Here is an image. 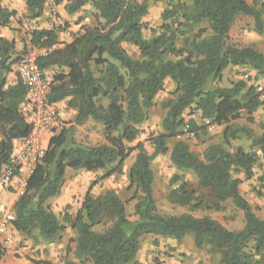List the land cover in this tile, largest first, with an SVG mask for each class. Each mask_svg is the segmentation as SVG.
<instances>
[{
  "label": "trees",
  "instance_id": "1",
  "mask_svg": "<svg viewBox=\"0 0 264 264\" xmlns=\"http://www.w3.org/2000/svg\"><path fill=\"white\" fill-rule=\"evenodd\" d=\"M27 18L42 17L45 0H24ZM159 0H68L64 11L68 15L90 5L96 11L95 25L82 26L72 41L58 47L56 29H36L29 33L30 45L45 50L38 58L42 73L58 68L53 73L48 101L56 104L69 98L68 106L76 110L74 125L91 119L102 126L105 143L83 145L74 138V126H64L49 137L44 156L35 164L25 185V192L15 202V231L30 235L37 230L44 240H53L70 227L75 231L77 260L90 264H135L143 236L181 241L188 235L194 246H205L220 256V264H253L247 251L252 242L256 254L264 258V220L258 219L249 203L241 196V180L234 178L233 170L250 177L256 156L242 147L229 152L227 147L237 140L239 132L252 135L248 130H234L231 123L249 117L262 102L255 87L238 81L229 87L211 88L222 80L229 66L251 64L264 76V54L253 47L239 48L229 43V31L239 15L253 19L256 31L264 30V0L251 5L247 0H192L191 8L179 16L174 28L161 26V32L151 39L143 38L141 19L147 13V3ZM15 11L0 9V25L6 26ZM206 23L198 30V38L188 52L177 46L179 30H193L195 25ZM124 44L135 47L138 58L130 56ZM26 50V47H25ZM25 50L15 51L14 41L0 38V174L9 165L13 154V140L30 132L20 106L25 101V88L19 83L8 84L7 76L15 72ZM169 79L175 88L172 98L162 104L165 116L162 132L150 138L153 153L145 151L142 142L133 148L127 144L138 137V126L147 120L156 96ZM202 119L223 127L222 143L206 149L202 160L184 141H175L168 150V141L175 139L185 127L197 125L185 122L183 114L192 108ZM251 137V136H248ZM253 138V137H252ZM256 142L264 153V132ZM137 151L130 166L128 178L142 197L134 205L136 220L125 213V203L113 191L98 197L86 194L81 208L60 219L50 211L48 200L60 195L66 170L97 173L108 170L105 177L120 174L131 152ZM169 152L171 164L180 171H190L197 186L208 192L213 202L199 196L197 189L181 182L169 193V201L193 209L205 208L224 211L230 201L243 212L245 224L241 230L230 231L210 218L191 215L164 216L157 212L153 197V172L150 163ZM15 174H19L16 172ZM264 188V175L259 177ZM176 179L174 183H177ZM109 222L102 233L93 228ZM5 249L0 243V262ZM33 264H52L43 260Z\"/></svg>",
  "mask_w": 264,
  "mask_h": 264
},
{
  "label": "rangeland",
  "instance_id": "2",
  "mask_svg": "<svg viewBox=\"0 0 264 264\" xmlns=\"http://www.w3.org/2000/svg\"><path fill=\"white\" fill-rule=\"evenodd\" d=\"M61 2L62 0H53ZM249 4L258 5V0H247ZM192 0H159L157 2L149 1L147 3V13L141 19L143 25V38L151 39L161 32V26L168 24L170 28H174L177 22L182 19L175 20L173 14L181 7V11H177L179 16L191 8ZM52 10V9H51ZM84 15L80 19H66L60 13L55 11L52 14L55 23L52 26L59 29L63 35L76 34L82 26H94L96 11L90 5L83 9ZM85 21L83 24L82 22ZM72 24V25H71ZM24 35L29 33L25 26H21ZM74 27L73 31H68V28ZM232 35L229 38V43L239 48L253 47L264 54V30L256 31L254 21L247 16L239 15L231 26ZM206 29V33L202 38L209 35L208 25L201 23L195 25L193 30L187 31L184 27L179 30L177 46L182 51L188 52L192 48L194 41L200 40L198 38V30ZM28 48L27 45H25ZM31 47V46H29ZM25 48V47H24ZM23 48V50H25ZM123 48L127 53L138 58V51L135 47L124 44ZM22 50V49H21ZM49 76V75H48ZM52 77V76H51ZM243 81L247 86H253L256 92L262 94L260 100L262 105L250 117L246 112H243L241 118L233 121L231 127L234 130H248L252 135H246L245 132H239V138L232 141L226 150L232 152L238 147H242L246 151L255 154L256 162L251 168V176L248 178L242 171L233 170L234 178L241 180L239 186L241 196L249 203L253 213L258 219L264 220V188L259 182V177L264 175V153L260 151V147L254 138L259 137L264 132V76L257 74L251 64L235 68L230 66L229 69L223 73L222 80L219 83H214L211 88L215 87H229L232 83ZM174 84L171 80L164 83L163 90L156 96L155 105L150 109L147 120L141 123L138 128V137L132 143L127 144L128 148H133L138 142H142L145 151L150 155L153 152V146L150 143L152 136H157L162 132L161 123L165 116V110L161 105L172 98L171 93L174 91ZM193 107L186 110L183 117L186 121L193 120L190 118L195 113ZM196 123V121H194ZM197 124V123H196ZM198 124L193 130L195 137L191 139H184L190 150L195 153L202 160L205 157L206 149L211 145H220L222 143L223 127H219L215 132L209 133L203 125L202 118L198 119ZM95 129V138L93 141L89 139V135L84 139L87 145H99L105 143L102 130ZM251 136V137H248ZM81 137V136H78ZM253 137V138H252ZM175 141H180L177 138L168 141V150L171 149ZM82 143V142H81ZM238 146V147H237ZM137 151L131 152L128 159L124 163L123 170L120 174H113L105 177L108 170L94 173H86L81 171H71L65 174L63 187H66L67 194H73L72 201L62 207L53 206L47 203L50 211L53 212L60 219L64 214L74 215L82 205V202L87 193L91 197H98L108 191H113L125 203V213L129 220L134 221V205L141 200V193L134 184H131L128 178L129 169L134 162ZM127 166V167H126ZM153 172V197L156 204L157 212L164 216H180L191 215L195 218H210L219 223L221 226L230 231H238L244 227L245 220L243 212L233 206L230 201L224 204V211H215L213 209L190 207H183L173 204L169 201V193L173 188L177 187L181 182L190 184L194 189H197L207 202L211 205L213 200L208 195V192L201 190L197 186L196 176L190 171H180L176 169L169 160V152L164 155L156 157L150 163ZM177 183H174L175 180ZM1 198L7 206L11 207L14 212V204L19 199L15 196V191L10 189L8 192H2ZM109 222L97 225L93 230L97 233H102L109 226ZM75 231L70 227L60 235V237L53 240H44L39 236L37 230H34L30 235H25L16 231L15 239L11 243H4L0 238V243L5 251L9 249L11 253L8 255L16 259L25 258L30 261L42 260V258H50L52 264H90L81 260H77L75 253ZM8 246V247H7ZM11 246V247H10ZM28 248V253H23L22 250ZM253 256V264H264V258L255 253L254 245L251 242L247 250ZM46 261V260H45ZM135 264H220V256L209 250L208 246L202 249H197L194 246L191 235L186 236L181 241L172 239H165L146 235L141 238L140 248L136 258Z\"/></svg>",
  "mask_w": 264,
  "mask_h": 264
},
{
  "label": "built area",
  "instance_id": "3",
  "mask_svg": "<svg viewBox=\"0 0 264 264\" xmlns=\"http://www.w3.org/2000/svg\"><path fill=\"white\" fill-rule=\"evenodd\" d=\"M44 54L43 49L28 47L15 68L16 82H19L26 91L20 113L30 127V132L23 138L13 140L11 162L0 174V238L4 243H11L15 239L16 231L13 227L15 214L11 207L4 203L1 193L13 189L16 197L24 194L28 177L35 164L45 154L46 149L42 145L43 135L51 137L65 126L55 104L48 101L51 78L42 73L38 66V58ZM203 125L209 133L215 132L218 128L208 119L204 120ZM194 137V131L187 127L176 136L180 141ZM16 172L19 174H15Z\"/></svg>",
  "mask_w": 264,
  "mask_h": 264
},
{
  "label": "crops",
  "instance_id": "4",
  "mask_svg": "<svg viewBox=\"0 0 264 264\" xmlns=\"http://www.w3.org/2000/svg\"><path fill=\"white\" fill-rule=\"evenodd\" d=\"M68 0H62L61 2H55L53 0H45V5H44V12L41 18L36 19V20H30L29 18H27V12H26V5H25V1L24 0H0V9L1 8H5L11 11H15L16 15L15 17H11L7 23L6 26H1L0 25V38H4V39H8L9 41H14L15 44V51L16 52H20L21 49L23 50L24 47H26L25 45H27L28 47L31 46L30 45V36L29 33L32 32L33 30L36 29H52L54 28L52 26V23H55V20L52 17V14H55V11L60 13L61 16L63 18L68 19H80V17H83L84 12L83 9L75 14L72 15H68L66 14V12L64 11V7L67 4ZM52 9V10H51ZM85 21L82 22V24ZM72 25V24H71ZM21 26H25L26 30L29 31V33L27 35H24V31L22 29ZM232 28V27H231ZM230 28L229 31V38H231V33L232 30ZM55 29V28H54ZM56 37H57V43L59 44L58 47H61V45L63 43H69L72 41L73 38V34H68V35H63L61 34L59 31V29H56ZM74 27L72 28H68V31H73ZM25 49V48H24ZM230 67V66H229ZM229 67H227L225 70L229 69ZM237 68V67H235ZM225 70L223 73H225ZM59 69L58 68H54V69H50V70H45L44 74L46 76L49 75L50 78H52L51 76L53 75V73L58 72ZM223 76V74H222ZM7 81L8 84L13 85L16 82V75L15 72L12 74H9L7 76ZM166 81H169V79H167ZM165 81V82H166ZM70 99H64L58 103L55 104L60 119L64 122L66 127L69 126H74V138L78 143H81L83 145H87L85 143V138L89 135V139H86V141L91 140L93 141L95 138V129H93V127H96L97 130L101 131L102 130V126L98 123L93 122L91 119H87L85 120L81 125H74V119L76 117V110H74L73 108H70L68 106ZM193 113H195L193 116H191L190 118L193 119V121H196L197 125L198 124V119L201 118L200 116V112L199 111H192ZM202 121L204 122V119H202ZM219 128V127H218ZM217 128V129H218ZM81 136V137H78ZM49 142V136L47 135H43L42 137V145L44 148L47 147ZM153 153V152H152ZM151 153V154H152ZM125 164H127V162H125ZM129 166V164H127ZM132 165V164H131ZM127 167V166H126ZM74 170H70L67 169L66 170V174L71 172ZM81 171V170H78ZM84 172V171H81ZM88 173V172H86ZM97 174V173H94ZM68 192L66 191V187L62 186L61 189V193L59 196L54 197V198H50L48 200V203L52 204L53 206H57V207H62L65 206L67 204H69L72 201L73 198V194H67ZM8 247V246H7ZM11 247V246H10ZM22 252L28 253L29 249L25 248L22 250ZM9 253H11L9 251V249H7L5 251V255L2 258L0 264H33L30 260L25 259V258H21V259H16L11 255H8ZM43 261H49L50 258H42Z\"/></svg>",
  "mask_w": 264,
  "mask_h": 264
}]
</instances>
